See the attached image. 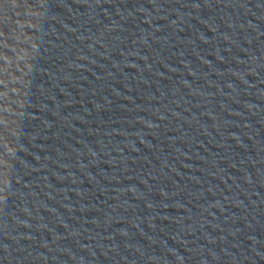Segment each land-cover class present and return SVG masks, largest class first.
Listing matches in <instances>:
<instances>
[{
	"label": "clouds",
	"instance_id": "9594fccd",
	"mask_svg": "<svg viewBox=\"0 0 264 264\" xmlns=\"http://www.w3.org/2000/svg\"><path fill=\"white\" fill-rule=\"evenodd\" d=\"M0 199H3V197H0Z\"/></svg>",
	"mask_w": 264,
	"mask_h": 264
}]
</instances>
